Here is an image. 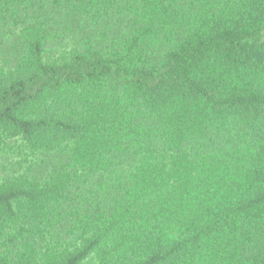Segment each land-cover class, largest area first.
I'll return each mask as SVG.
<instances>
[{
  "label": "trees",
  "instance_id": "trees-1",
  "mask_svg": "<svg viewBox=\"0 0 264 264\" xmlns=\"http://www.w3.org/2000/svg\"><path fill=\"white\" fill-rule=\"evenodd\" d=\"M0 264H264V0H0Z\"/></svg>",
  "mask_w": 264,
  "mask_h": 264
}]
</instances>
